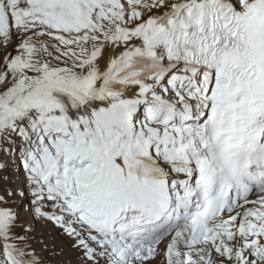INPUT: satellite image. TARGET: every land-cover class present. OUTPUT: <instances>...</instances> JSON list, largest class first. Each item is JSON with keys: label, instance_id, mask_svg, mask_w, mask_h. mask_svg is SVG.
I'll return each instance as SVG.
<instances>
[{"label": "snow or ice", "instance_id": "snow-or-ice-1", "mask_svg": "<svg viewBox=\"0 0 264 264\" xmlns=\"http://www.w3.org/2000/svg\"><path fill=\"white\" fill-rule=\"evenodd\" d=\"M0 264H264V0H0Z\"/></svg>", "mask_w": 264, "mask_h": 264}]
</instances>
